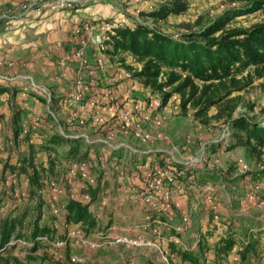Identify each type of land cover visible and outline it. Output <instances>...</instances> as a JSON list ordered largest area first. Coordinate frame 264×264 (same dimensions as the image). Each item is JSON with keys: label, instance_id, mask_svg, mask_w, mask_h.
<instances>
[{"label": "rangeland", "instance_id": "rangeland-1", "mask_svg": "<svg viewBox=\"0 0 264 264\" xmlns=\"http://www.w3.org/2000/svg\"><path fill=\"white\" fill-rule=\"evenodd\" d=\"M32 1L34 0L0 3V13L9 8L18 9ZM163 1L165 0H118L102 3L111 9L106 12L104 20L120 23L125 19L130 25H134L135 22L145 23L177 39L183 33L208 27L220 19H228V26L231 28H248L264 22V8L253 10L248 0H190L189 9L185 13L171 15L166 20H156L142 14L144 11H151ZM39 3L36 8L18 19L0 20V29L34 15L47 4L60 8L55 0H43ZM75 8L77 7L69 9ZM88 25L95 26L94 22H86L67 31V38L72 39L68 40L69 51H72L65 57L69 56L68 61L73 64V57L77 58L74 55L78 49L84 47V57L90 62V66L81 68L80 76H83L85 82L84 70L94 71L100 76L107 70L113 69H115L114 73L118 71L124 74L123 80L118 83L98 85V93L103 96L112 91L113 100L111 101L112 97L107 99L109 103L102 99L100 107L99 105L91 107L89 99L95 90H91L86 82L88 89L82 103L68 104L72 95L64 98L63 103L60 102L61 98H55L50 86L35 82L36 85L52 91L54 98L48 103L42 95L39 102L42 104L40 110L36 109L30 120L25 122L24 119L23 126L27 131L43 129L47 132L46 135L51 133L49 132L51 128L53 131H59L57 122L59 120L68 133L77 132L95 141L89 144L81 139L84 150H89L91 153L86 159L91 164L88 169L91 175L98 178L100 187L96 199L92 201V208L96 212L100 228L103 230L101 231L132 236L141 239L142 242L93 249L74 238L64 245L43 242L42 246L33 252L30 250L33 245L12 239L7 251L0 249V259L9 258L11 264H50L52 260H61L67 264L71 262L149 264L151 261L171 264V257L176 260V256L172 254L168 244L170 237L177 234L175 227L183 229L177 235L183 242L180 246L184 247L194 246L197 243L195 237L197 235L206 238L210 243H215L234 229L241 244L255 240L257 252L264 259V155L258 161L251 157L245 148L227 150L221 143L224 137L231 135L226 125L220 121L209 125L202 124L195 119L193 110L183 112L178 96H173L166 105H163L162 94L142 85L133 75V71L127 67V65L133 68L141 67L131 55L125 56L126 64H124L118 59L112 61L107 54L105 67L94 69L98 57L94 60L91 58V54L98 52L94 36L102 34L96 29L87 30ZM82 33L85 35L83 38H81ZM114 73L112 75H115ZM263 81L264 79H256L246 89L233 94L240 96L236 117L246 115L264 124V90L261 87ZM28 85L29 90H34L30 83ZM135 86L138 88L134 89ZM34 91L38 92L36 89ZM75 91L76 86L72 93ZM136 102L141 104L142 112L134 111ZM150 102L152 104L157 102L158 105L150 106ZM113 103L119 106V109L132 112L135 126L141 123L138 134L135 129L128 132L119 129L118 120L112 116L113 111L110 109ZM12 105L17 106L16 103ZM215 110L213 108L210 113H215ZM51 111L55 113L56 118ZM26 114L27 111L24 113V118ZM145 115L150 116L149 119L144 118ZM43 124L46 128L40 126ZM0 129V135L5 136L0 140V217H4L26 205L34 206L35 202L28 198L27 177L24 180L15 179L9 173H4L3 169L4 161H7L11 154L17 157L25 153L28 145L26 142H22L19 147L8 144L7 130L3 126ZM39 140L41 136L33 132L31 141L36 143ZM103 140L109 141L110 145L102 142ZM114 145L124 146L120 151H114L112 148ZM66 149V145L60 147L63 161L60 166L59 183L50 181L41 191V196L46 201L43 221H48L55 227L56 239L52 240L54 242L64 240L65 238L62 237L64 235L67 237L69 231L75 229L82 231L80 224L67 221L66 203L71 196L73 186L81 184L89 187L78 171L71 172L72 164L63 158ZM132 153L136 154L132 155ZM38 157L48 165L46 153L39 154ZM121 158L123 161L118 165ZM155 166L164 168H162L164 182L159 187L155 184L150 190L148 185H151L152 181L148 178L147 182L143 176H148V168L153 169ZM177 170L182 174L176 179L177 183L172 184L168 177H172ZM145 186L150 191L151 205L168 202L173 205L174 219L166 220L165 224V214L149 208L151 206L147 204L145 198L148 196L143 193ZM208 186H213L215 190L208 189ZM5 188L9 193L13 190L14 199L3 195L2 191ZM186 213L192 214L189 225L184 220ZM93 233L94 231L87 235L93 236ZM96 237L94 240L97 239ZM238 250L236 248L228 256L229 264H235L240 260ZM0 264H2L1 260Z\"/></svg>", "mask_w": 264, "mask_h": 264}, {"label": "trees", "instance_id": "trees-1", "mask_svg": "<svg viewBox=\"0 0 264 264\" xmlns=\"http://www.w3.org/2000/svg\"><path fill=\"white\" fill-rule=\"evenodd\" d=\"M248 1L253 10L264 8V0ZM189 6L190 0H165L142 14L156 20H166L171 15L185 13ZM228 23V19H220L208 27L183 33L179 39L145 23H125L107 33L106 53L112 61L118 59L124 64L127 54L134 57L141 67H127L142 85L162 94L163 105L173 96H178L183 112L193 110L195 119L202 124L220 121L226 125L231 135L224 137L221 143L227 150L245 148L251 157L259 161L264 155V124L246 115L236 117L240 96L233 94L246 89L256 79H264V22L248 28H231ZM261 87L264 90V81ZM12 90L10 86L0 84V95ZM15 96L16 93L13 100ZM213 108L216 109L215 113H210ZM10 111L13 132L10 143L19 147L26 142L28 148L27 152L17 156L16 161L12 160V154L4 161V173L16 174L19 180L29 178L28 198L35 205H26L0 217V249L7 251L12 239H25L34 242L30 250L35 252L42 246L39 237L56 239L55 227L43 221L46 201L41 191L48 182L60 181L63 161L60 147L67 146L63 158L70 164L88 162L86 159L91 153L84 150L81 139L71 138L56 130L46 135L43 129H30L25 133L23 109L11 105ZM33 132L41 136L36 143L31 141ZM42 153H46L48 165L39 159L38 155ZM4 191L3 195L15 198L13 190L12 193L6 188ZM81 191L89 192L91 201L86 203L70 196L66 203V218L69 223L80 224L86 234H91L100 227L98 218L91 210V203L96 199L100 187L84 186ZM256 245L255 240L241 244L234 229L215 243L202 237L197 249L175 242L168 244L176 256V260L171 257V264H229L228 256L236 248L239 249L240 260L235 264H264ZM211 254L213 259H210ZM0 260L2 264H11L9 258ZM50 264L67 263L52 260ZM149 264L165 263L151 261Z\"/></svg>", "mask_w": 264, "mask_h": 264}, {"label": "crops", "instance_id": "crops-1", "mask_svg": "<svg viewBox=\"0 0 264 264\" xmlns=\"http://www.w3.org/2000/svg\"><path fill=\"white\" fill-rule=\"evenodd\" d=\"M16 1L0 0V3L10 4L16 3ZM102 3L106 2L75 9H61L53 4H47L34 15L0 29V73L13 78L12 82L1 80L0 84L10 86L16 93L11 103L0 99V128L3 126L7 130L8 139L6 138V142L8 144L13 141L10 106L16 103L24 112L27 111L28 114L23 118L26 122L37 110H40L42 105L39 102L40 98L44 96L28 89V84L31 81L50 86L55 93V98H61L60 102L63 103L64 98L73 94L72 91H74L77 79L83 78L82 75L80 76L83 67L78 57H73V64H70L69 61H67L68 65L61 63L63 57L72 51H69L68 43V40L72 39L67 38V33L79 24L86 22L97 24V22L103 21L106 18V12L111 11V9ZM114 12L116 13V10ZM81 36L83 38L85 35L82 33ZM97 56L98 53L96 52L91 54L93 60ZM114 72L115 69L107 70L104 75L100 76L94 71H83L86 82L95 92L98 85L107 86L105 84L111 82ZM137 88V86L134 87V89ZM45 124L40 126L46 128L47 124ZM51 129L49 132L52 133L53 130ZM4 137L0 135V140H3ZM213 258L214 256L211 255L210 259Z\"/></svg>", "mask_w": 264, "mask_h": 264}, {"label": "built area", "instance_id": "built-area-1", "mask_svg": "<svg viewBox=\"0 0 264 264\" xmlns=\"http://www.w3.org/2000/svg\"><path fill=\"white\" fill-rule=\"evenodd\" d=\"M39 1H43V0H34L30 3H26L23 4L21 7H19L18 9L16 8H9L6 9L5 11H3L2 13H0V20H9V21H13L15 19L20 18L23 15H26L28 12H30L31 10H33L34 8H36L40 3ZM57 5L60 8H80V7H86L89 5H92L94 3H99V2H112V1H118V0H55ZM126 23L125 19H122V21H120V23H111L108 21H101L97 24L94 25H88L87 26V30L93 31L94 29L99 30L101 32L102 35L100 34H96L94 36V42L97 46V50H98V57L95 60V67H93L94 69H103L105 67V63L107 61H105V59L107 58V45L105 44L106 39H108L109 37L107 36L108 32H113V29L115 27H118L119 25H123ZM85 54V49L84 47H82L81 49H78V51L76 52V54L74 55L75 57L77 56L78 59H80V63L82 65V67H88V65L90 66V62L87 58L84 57ZM68 58H70L69 56L65 57L62 59V64L65 65L68 61ZM115 75H113L111 77V82L113 83H118V81L123 80L124 78V74L120 73V72H116L114 73ZM0 79L2 81H6V82H12L13 78L10 77L9 75H5L0 73ZM30 86L35 90L38 91L39 94L45 96V98L47 99L48 103H51V101H53L54 95L52 93V91H49L48 89L42 88L39 85H36L35 82H30ZM88 89V87L86 86V82L83 81L82 77H79L76 81V91L72 94L71 99L69 100L68 104L71 103H82V100L85 98V92ZM113 89V88H112ZM44 93V94H43ZM14 91H10V92H6L2 95H0V99H3L4 101L11 103L13 100V96H14ZM113 92L110 91L108 94H105L103 96L100 95V93H98V91L95 92V94H93V96L89 99V102L92 106H98L100 107V101L102 99L108 101L107 99H111V101L113 100ZM109 102V101H108ZM110 103V102H109ZM155 104L158 105L157 102H154ZM150 106H156L155 104H152L151 102L149 103ZM126 108V107H125ZM110 109L113 111L112 116L116 117L118 120V126L120 127L119 129H121L122 131L128 132V131H134V129L136 130L137 134L138 131L141 130V123L137 124V126L134 125V117L132 116V112H130V110H126V109H119V106L115 105V103L111 104ZM134 111L135 112H142L143 108L141 106V104L139 102H136V104L134 105ZM52 112V111H51ZM51 114H53V116L56 115L54 112H52ZM150 117V116H149ZM148 115H145L144 118L149 119ZM38 118V117H36ZM57 120V119H56ZM99 120L101 122H104V120L102 118H99ZM145 120V119H144ZM58 122V127H59V132L63 135L69 136L71 138H76V139H83L85 141H87L89 144H93L95 143V141L91 140L89 137H86L80 133L77 134V132H72V133H68V131L65 130V128L62 126V124L59 122V120H57ZM25 128V127H24ZM27 132V129L25 128V133ZM102 142L109 144V141H105L103 140ZM110 145V144H109ZM122 146L124 145H114L113 150L114 151H120L122 149ZM136 154V153H134ZM132 153V155H134ZM131 155V156H132ZM134 157V156H133ZM14 161L17 160V157H13ZM101 159V158H100ZM103 161V160H102ZM122 158L120 159V161L118 162L120 165V163L122 162ZM147 164H145V167ZM91 166V164L89 162H81V163H74L72 164V169L71 172L76 173L77 171L79 172V174L81 175L82 179H84L86 181V183L92 187H97L98 186V178L94 175H91L92 173H90V170L88 169V167ZM118 168V167H117ZM163 167H158L155 166V168H148L149 170L147 172H149L148 176H143L144 180H148V178L152 181L151 185H148L149 189L151 190L152 187H154V185L156 184V187H159V185L162 184V182H164L162 175H163ZM12 177H14L15 179H17V175L16 174H11L9 173ZM182 173L180 171H176L174 173V175L172 177H168V180L170 181V183L174 184L176 182V179L178 178V176H180ZM26 179V178H25ZM143 180V181H144ZM27 182H29V179H26ZM148 182V181H147ZM177 183V182H176ZM50 184V183H49ZM176 185V184H175ZM181 185L178 186V188H180ZM84 188L83 185H75L72 187V191L70 192L71 197L72 198H77V199H81L84 202H90L92 197L91 194L89 192H82L81 189ZM208 189H214L213 186H208ZM148 188H143V193L146 194L145 197L146 198V202L147 204H150L151 207H149L150 209L156 210L158 212H162L165 214L167 221H170L172 219H174L175 216V209L173 208V205H171L170 202L168 203H153L151 205V201H150V191ZM153 191V190H152ZM155 191V189H154ZM211 192V191H209ZM92 203H91V210L92 212L96 215V212L94 211V209L92 208ZM97 216V215H96ZM191 213H186V215L184 216V220L186 221V224L189 225V223L191 222ZM217 217V216H216ZM161 222V221H160ZM163 223V222H162ZM166 224V220L164 222ZM187 227V226H186ZM81 228V227H80ZM102 229L99 227L98 229H96L94 231V233L92 234L93 236H89L87 235L85 232H83V230H73L72 232L69 231V233L67 234V237H65L64 240L59 241V242H54L52 241V239H50L49 236H42L39 237L38 240H40L42 243H54L57 245H64L66 243L71 242V240H73L74 238H77L79 241H81L84 245L92 247L93 249H101L104 247H109L112 245H121V244H138L140 242H142L141 239H136L132 236H125V235H120V234H110V233H104L101 231ZM175 230L177 233L182 232V228L181 227H175ZM96 235H99L98 237H96ZM94 237H96L97 239L94 240ZM196 237V244L194 246H191L192 249H195L198 245V241L202 238L201 235H197ZM170 242H175L176 244L182 245L183 242L181 241L180 237H178V235H174L170 237ZM18 242L26 244V245H34L33 241H27L25 239H18ZM186 247V246H185Z\"/></svg>", "mask_w": 264, "mask_h": 264}]
</instances>
